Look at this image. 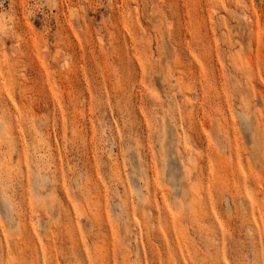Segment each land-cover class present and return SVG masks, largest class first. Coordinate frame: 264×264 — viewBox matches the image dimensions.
Segmentation results:
<instances>
[{"label":"rangeland","instance_id":"rangeland-1","mask_svg":"<svg viewBox=\"0 0 264 264\" xmlns=\"http://www.w3.org/2000/svg\"><path fill=\"white\" fill-rule=\"evenodd\" d=\"M0 264H264V0H0Z\"/></svg>","mask_w":264,"mask_h":264}]
</instances>
